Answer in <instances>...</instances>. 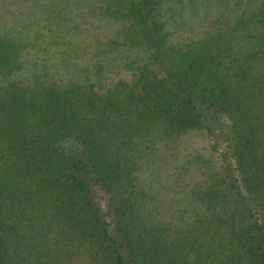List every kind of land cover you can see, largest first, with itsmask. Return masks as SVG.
<instances>
[{"label":"trees","instance_id":"obj_1","mask_svg":"<svg viewBox=\"0 0 264 264\" xmlns=\"http://www.w3.org/2000/svg\"><path fill=\"white\" fill-rule=\"evenodd\" d=\"M0 264H264V0H0Z\"/></svg>","mask_w":264,"mask_h":264}]
</instances>
